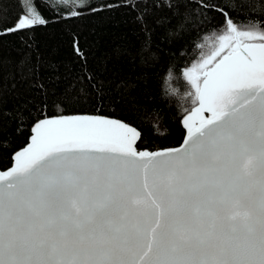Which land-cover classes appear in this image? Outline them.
I'll return each instance as SVG.
<instances>
[{
  "label": "snow or ice",
  "instance_id": "1",
  "mask_svg": "<svg viewBox=\"0 0 264 264\" xmlns=\"http://www.w3.org/2000/svg\"><path fill=\"white\" fill-rule=\"evenodd\" d=\"M225 16L184 71L197 106L180 149L138 151L106 118L34 125L0 171V264H264V28Z\"/></svg>",
  "mask_w": 264,
  "mask_h": 264
},
{
  "label": "trees",
  "instance_id": "2",
  "mask_svg": "<svg viewBox=\"0 0 264 264\" xmlns=\"http://www.w3.org/2000/svg\"><path fill=\"white\" fill-rule=\"evenodd\" d=\"M32 2L47 22L19 29L23 0H0L1 170L52 116L120 119L138 129L137 149L178 145L197 103L184 71L218 46L225 13L238 30L264 28V0Z\"/></svg>",
  "mask_w": 264,
  "mask_h": 264
},
{
  "label": "water",
  "instance_id": "3",
  "mask_svg": "<svg viewBox=\"0 0 264 264\" xmlns=\"http://www.w3.org/2000/svg\"><path fill=\"white\" fill-rule=\"evenodd\" d=\"M196 106H197V103H196L192 108H194V107H196ZM192 108H191V109H192ZM189 113H190V110H189L188 112H186V113L181 117V124H182V127H183V129H184V135H183V138H182L181 142H180L178 145L170 146V147H164V148H158V149H155V150H149V149H146V148H145V149H137V150H138V151H145V150H146V151H149V152H158V151L163 150V149H180V148L185 144V140H186V137H187V129H186L185 125H184V120H185L186 116H187ZM205 115H207V113H205ZM74 116H88V117H97V118L112 119V120H116V121L123 122V123H125V124H127V125H129V126H131V127H134L133 125L128 124V123H126V122H124V121H122V120H120V119H117V118H114V117H110V116H105V115H99V114H78V113H76V114H67V115L52 116V117H46V118H60V117H74ZM46 118H43V119H41V120H44V119H46ZM41 120H39V121H41ZM37 122H38V121H37ZM37 122H36V123H37ZM36 123H35V124H36ZM35 124H34V125H35ZM34 125L32 126V129H31V135L29 136V139H28L27 143H26L22 148L16 150V151L12 154V162H11L10 166H8L7 168H5V169H3V170L10 169V168L13 166L14 155H15L17 152H19L20 150H22L23 148H25V147L29 144L31 136L34 135V132H33V127H34ZM134 128H135V127H134ZM135 129H137V128H135ZM137 130H138V129H137ZM138 132H139V131H138ZM138 140H139V139H138ZM138 140H137V141H138ZM137 141H136V144H137ZM0 171H2V170L0 169Z\"/></svg>",
  "mask_w": 264,
  "mask_h": 264
},
{
  "label": "rangeland",
  "instance_id": "4",
  "mask_svg": "<svg viewBox=\"0 0 264 264\" xmlns=\"http://www.w3.org/2000/svg\"><path fill=\"white\" fill-rule=\"evenodd\" d=\"M80 2H81V0H78V3H80ZM23 4L25 5V12L29 16V18H31L32 12H33V10H35V12L39 13V15L44 19L43 15L38 10L37 6L32 2V0H23ZM25 15H23V16H25Z\"/></svg>",
  "mask_w": 264,
  "mask_h": 264
}]
</instances>
